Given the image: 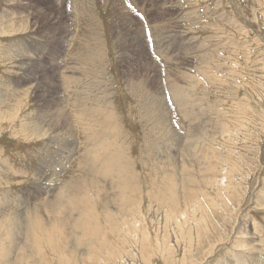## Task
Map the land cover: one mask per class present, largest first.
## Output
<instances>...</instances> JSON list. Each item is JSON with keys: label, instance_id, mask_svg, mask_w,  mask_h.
Returning a JSON list of instances; mask_svg holds the SVG:
<instances>
[{"label": "rangeland", "instance_id": "rangeland-1", "mask_svg": "<svg viewBox=\"0 0 264 264\" xmlns=\"http://www.w3.org/2000/svg\"><path fill=\"white\" fill-rule=\"evenodd\" d=\"M77 2L0 0V264H264V0ZM90 26L98 38L88 42L103 58L86 66L70 53ZM82 102L101 108L88 133L112 114L111 140L128 147V172L115 177L129 185L138 174L132 213L119 215L112 202L106 222L95 205L101 219L86 229L100 224L107 245L75 226L74 205L59 206L82 150L68 130ZM164 178L176 185L175 210L158 202ZM115 181L103 177L105 199L116 196Z\"/></svg>", "mask_w": 264, "mask_h": 264}, {"label": "bare ground", "instance_id": "bare-ground-1", "mask_svg": "<svg viewBox=\"0 0 264 264\" xmlns=\"http://www.w3.org/2000/svg\"><path fill=\"white\" fill-rule=\"evenodd\" d=\"M78 2H77V4H78V7H81V6H84L85 5V3H84V0H77ZM145 1V0H144ZM74 2V1H73ZM147 2H148V0H147ZM76 4V3H75ZM141 4V3H140ZM139 4V5H140ZM143 4V3H142ZM141 4V5H142ZM146 4V3H145ZM11 16V15H10ZM81 18V17H80ZM161 18V17H160ZM244 23V22H243ZM93 26V25H92ZM88 28H90V34H88V37H86V36H84V37H86L85 39H87V38H89L88 40H86V41H84V43L83 42H80L81 43V45H79V48L77 49V50H73L74 51V53H73V51H72V53H70V54H73V55H75V57H73V59H75V60H77V59H80V62H83V63H85L86 64V66H87V63H89V62H91V63H96V62H92V59L91 58H97V59H99L100 57L101 58H103L102 56H100V54H101V52H102V49H101V47L99 46V45H96V48H97V46H99L98 48L101 50V52H100V50H99V52H97L98 50H96V48L94 49L93 48V43L91 44V42H88L89 40H92L93 38H95V36H97V30L95 29V28H92L91 26L90 27H88ZM82 29V28H81ZM159 30V29H158ZM162 30V29H161ZM165 34V33H164ZM97 38H98V36L96 37V40H97ZM84 39V38H83ZM82 40V39H81ZM83 41V40H82ZM78 42V41H77ZM92 42H94L95 43V41H92ZM167 42V41H166ZM159 43V42H158ZM99 44V43H98ZM91 46V47H90ZM103 46H104V44H103ZM157 48V47H156ZM42 53V52H41ZM71 56V55H70ZM159 56V55H158ZM165 56V55H164ZM14 58V57H13ZM102 60V59H101ZM68 61V60H67ZM94 61V60H93ZM99 63L101 62L100 61V59H99V61H98ZM103 62V61H102ZM83 63H82V65H83ZM39 64V63H38ZM37 64V65H38ZM77 64V63H76ZM84 64V65H85ZM102 64L103 63H101L100 65L102 66ZM99 65V67H101ZM106 65V64H105ZM177 65V64H176ZM73 66V65H72ZM80 66V65H79ZM103 67V66H102ZM106 67V66H105ZM72 68H74L75 69V67L73 66ZM82 68V67H81ZM109 68V67H108ZM179 68V67H178ZM194 70H196V69H194ZM96 71V70H95ZM263 73V72H262ZM57 74V73H56ZM89 74V73H88ZM71 75V74H70ZM73 76V75H72ZM66 77V76H65ZM185 77V76H184ZM189 77V76H188ZM62 78V77H61ZM69 78H70V76H69ZM68 78V79H69ZM73 78V77H72ZM90 78V77H89ZM36 79H37V77H36ZM71 79V78H70ZM74 79V78H73ZM76 79V78H75ZM78 79V78H77ZM164 79H165V77H164ZM172 80V79H171ZM191 80V79H190ZM80 81V80H79ZM189 81V80H188ZM71 82H73V81H71ZM76 82V81H75ZM131 82V81H130ZM168 82V81H167ZM172 82V81H171ZM170 82V83H171ZM197 82V81H196ZM135 83V82H134ZM181 83V82H180ZM200 83V82H199ZM251 83V82H250ZM5 84V83H4ZM29 84V83H28ZM61 84V83H60ZM137 84H139L138 82H137ZM176 84V83H175ZM179 84V83H178ZM192 84V83H191ZM52 85V84H51ZM142 85V84H141ZM140 85V86H141ZM177 85V84H176ZM28 86V85H27ZM47 86V85H46ZM55 86V85H54ZM56 86H58V85H56ZM55 86V87H56ZM133 86H135V85H133ZM253 86V85H252ZM5 87V86H4ZM48 87H50V86H48ZM129 87V86H128ZM136 88H137V86H135ZM134 87V88H135ZM189 87V86H188ZM193 87V86H192ZM83 88V87H82ZM167 88V87H166ZM168 88L169 89H171L170 91H172L175 95H176V97H178V92L180 93V92H183V89H181V88H179V87H176V86H173L172 84H169V86H168ZM186 88V87H185ZM11 89V88H10ZM42 90H43V88H41ZM49 89V88H48ZM60 89V88H59ZM103 89V88H102ZM126 89V88H125ZM138 89V88H137ZM139 89H141V88H139ZM169 89H167V90H169ZM186 89H188V88H186ZM263 89V88H262ZM4 90V89H3ZM5 90H6V88H5ZM45 90V89H44ZM52 90V89H51ZM56 90V89H55ZM129 90V89H128ZM189 90V89H188ZM7 91V93H8V91L9 90H6ZM84 91V90H83ZM131 91V90H130ZM141 91V90H140ZM27 92V91H26ZM60 92V91H59ZM58 91L56 92V93H54L56 96H59V97H62V99H64V97H65V93H59ZM62 92H64L63 90H62ZM66 92V91H65ZM88 92H89V90H88ZM135 92V91H134ZM134 92H131V94H133ZM139 92V91H138ZM15 93V92H14ZM18 93V92H17ZM47 92H45V94H46ZM6 94V93H5ZM4 94V95H5ZM10 94H12V92L10 93ZM28 94V93H27ZM136 94V93H135ZM134 94V95H135ZM182 94V93H181ZM184 94V93H183ZM6 95H8V94H6ZM15 94H13V96H14ZM54 95V96H55ZM1 96V95H0ZM12 96V95H11ZM11 96H10V98H11ZM12 96V97H13ZM18 96V95H17ZM42 96V95H41ZM73 96H74V94H73ZM81 96H82V94H81ZM85 96V95H84ZM171 96V95H170ZM6 97V96H5ZM46 97V96H45ZM48 97V96H47ZM58 97V98H59ZM78 97V96H77ZM153 97V96H152ZM156 97V96H155ZM180 97V96H179ZM258 97V96H257ZM42 98H44V97H42ZM49 98V97H48ZM72 98H74L75 99V96L74 97H71V99ZM84 98H86V97H84ZM84 98L82 99V100H84ZM149 98V97H148ZM6 99V98H5ZM51 99H53V97L51 98ZM61 99V98H60ZM66 99V98H65ZM74 99H73V101H74ZM136 99V98H135ZM178 99V98H177ZM0 100H3L2 98L0 99ZM7 100V99H6ZM57 100H59V99H57ZM86 100V99H85ZM156 100H158L157 98H156ZM180 100V99H179ZM7 101H9V99L7 100ZM60 101V100H59ZM76 101V100H75ZM171 101V100H170ZM4 102V101H3ZM56 102V101H55ZM145 102L146 101H144V103L143 104H145ZM157 102V101H156ZM161 102V101H160ZM57 103V102H56ZM55 103V104H56ZM62 103V102H61ZM83 104L80 106V108H78V107H76L77 105H75V108H76V110H78V111H74L73 112V114H71L72 115V119H70V122L68 123V120H67V122L66 123H68L69 124V129L68 130H70V128H71V126H72V128L73 127H75V132H76V135H78L77 136V138H76V144H79L80 143V149L82 148V150H81V154H80V157L78 158V160H77V165L75 164V166H76V168H75V172L73 173V175H72V178H69V181H70V183H68L66 186L64 185H62V188L60 189V190H58V191H60V192H62V191H70V194H67L66 196H67V198H66V200L64 201V200H60V198H61V196H59V195H57V196H59V198H57V199H59L58 201H61V203L59 204V206L61 205V204H65V202L67 201L68 203H71L72 205H74L75 206V208L76 209H73V211L74 212H79V215L76 213V217H75V215H74V218H77L78 217V219H76V220H78L75 224V226H77V227H81V231L85 234V235H88V237L90 238V239H92L93 238V234L95 235V234H97L96 236H102V238L104 237V239H102V244H106L107 245V239H106V234L103 236L102 234H100V232L102 231V229L99 227V225L97 226H94L93 227V225H92V231H91V233H93L92 235L89 233V230L88 229H86L87 228V226H88V223L90 224V223H92V221H95V220H99V219H101V218H99L100 216H98V217H95V214H94V208H95V205L98 203V205L101 207L100 209H102V211H103V215H102V218L103 219H105L106 220V222L108 221V220H111L112 222L114 221V214H113V212H112V210H110L109 209V207L111 206L110 204L113 202L115 205H117V207H118V213H119V215H125V214H130V213H132V210H131V206L129 205H127V199H128V197L129 196H131L130 195V193H132L133 191L134 192H138L139 190H140V186L139 187H135V188H133L132 190H131V186L130 185H133L132 183H133V181L134 180H136V177L138 176V174H137V176L134 174V173H132V174H134L135 176H132V178H130L129 179V181H130V183H129V185L128 184H125L123 181H121L120 179H119V177L118 178H116L115 177V175H121L122 174V171H123V173L125 174V171H127V169H129V166L126 164V162L125 161H127L128 160V154H127V149H125V148H128V147H125V143L123 142V139L121 138V141H119L118 143L117 142H114L113 143V141L111 140V137L113 136V134H112V129H111V127H110V125L109 124H107V122H105V120H111V118H113V115L112 114H109V115H107V113L105 112V114H106V116H105V118L102 120V122L100 123V124H98V122L96 123L97 124V126H98V130H99V132L98 133H94V132H87V130L89 131V126L91 125V122L95 119V115L97 114V112L98 111H100L99 109H101L100 108V106L98 105V103H95V104H86V102H82ZM149 103V102H148ZM162 103V102H161ZM58 104H60V103H58ZM63 104V103H62ZM142 104V105H143ZM147 104V103H146ZM70 105V104H69ZM181 105V104H180ZM71 106H72V104H71ZM144 106V105H143ZM150 106V105H149ZM58 107V106H57ZM60 108H62L61 106H59ZM147 107V106H146ZM180 107V106H179ZM183 107V106H182ZM73 108H74V106H73ZM78 108V109H77ZM235 108V107H234ZM237 108V107H236ZM64 107L59 111V112H61L60 114H62V112H64ZM163 109V108H162ZM240 109V108H239ZM246 109V108H245ZM244 109V110H245ZM248 109V108H247ZM246 109V110H247ZM67 111H68V109H66ZM143 112H144V117L145 118H148V119H151L152 117H153V115H154V110H152L151 112H146V111H144L143 110ZM203 112V111H202ZM101 113L102 114H104V112H102V110H101ZM172 113H174V112H172ZM66 114V113H65ZM68 114V113H67ZM175 114V113H174ZM191 114V113H190ZM229 114V113H228ZM56 114H54V116H55ZM58 115H59V113L57 114V118H58ZM64 115V114H63ZM71 115L69 114L68 116H70L71 117ZM192 115V114H191ZM199 115H200V113H199ZM79 116H82V117H87V119L85 120V122L84 121H80V120H78L79 119ZM93 117V119H90L89 117ZM185 116V115H184ZM195 116V115H194ZM61 117V116H60ZM59 117V118H60ZM63 117V116H62ZM91 117V118H92ZM225 117H227V116H225ZM224 117V118H225ZM52 118V117H51ZM89 118V119H88ZM52 119H55V118H52ZM59 120V119H58ZM97 120V119H96ZM223 120V119H222ZM47 121H49V119L47 120ZM54 121V120H53ZM53 121H51V122H53ZM57 121V120H56ZM63 121H64V119H63ZM180 121V120H179ZM179 121H177V122H179ZM94 122H96V121H94ZM105 122V123H104ZM147 122V121H146ZM204 122V121H203ZM241 122V121H240ZM50 124V123H49ZM54 124V123H53ZM67 124V125H68ZM155 124H160V121H158V122H156ZM178 124V123H177ZM230 124H231V119H230ZM51 125V124H50ZM61 125V124H60ZM71 125V126H70ZM193 126V125H192ZM222 126H223V128H225V124H224V122H222ZM56 127V126H55ZM66 127H68V126H66ZM80 127L82 128V129H84L85 130V132H86V134H87V138H84V136H83V133L81 132V129H80ZM87 127V128H86ZM96 127V126H95ZM231 127V126H230ZM54 128V127H53ZM67 129V128H66ZM74 129V128H73ZM95 129V128H94ZM97 129V128H96ZM150 129H152V128H150ZM153 129H155L154 127H153ZM221 129V128H220ZM232 129V128H231ZM68 130H67V132H68ZM164 130V129H163ZM205 130V129H204ZM175 131V130H174ZM199 131V130H198ZM224 131V130H223ZM223 131H221V133H220V135H224L225 133V131L223 132ZM70 132V131H69ZM68 132V133H69ZM79 132V133H78ZM172 132V131H171ZM208 132V131H207ZM153 133H154V131H153ZM170 133V132H169ZM202 133V132H201ZM208 133H210V132H208ZM70 134V133H69ZM167 134V133H166ZM207 134V133H206ZM75 135V136H76ZM155 135V134H154ZM190 135V134H189ZM197 135H198V133H197ZM70 136V135H69ZM153 136V135H152ZM156 136V135H155ZM53 137V136H52ZM72 137H73V134H72ZM191 138V137H190ZM75 139V138H74ZM154 139V138H153ZM157 139H158V137H157ZM77 140H79V143H78V141ZM156 140V139H155ZM73 141V140H72ZM68 142V141H67ZM74 143V142H73ZM66 145V144H65ZM74 145V144H73ZM78 146V145H77ZM76 146V147H77ZM152 146V145H151ZM247 146V145H246ZM70 147V146H69ZM156 147V146H155ZM186 147V146H185ZM59 148V147H58ZM60 149V148H59ZM63 149V148H62ZM62 149H60L61 151H62ZM71 149V148H70ZM238 149V148H237ZM65 150H67V149H65ZM72 150V149H71ZM79 150V149H78ZM74 151V150H73ZM72 151V152H73ZM80 151V150H79ZM78 151V152H79ZM67 152H69V151H67ZM51 153V152H50ZM54 153V152H53ZM64 154H65V152H63ZM69 153H71V152H69ZM76 153V152H75ZM74 153V154H75ZM29 154V153H28ZM52 154V153H51ZM59 155V152L58 153H56V155ZM215 154H217V153H215ZM229 154V153H228ZM70 155V154H69ZM69 155H67V157H66V159L68 158V160L70 159V156ZM244 155H245V153H244ZM54 156V155H53ZM60 157H61V155H59ZM66 156V155H65ZM64 156V157H65ZM72 156V155H71ZM214 156V155H213ZM217 156V155H216ZM47 157H48V154H47ZM58 157V156H57ZM60 157H58L59 159H58V161L61 159ZM215 157V156H214ZM213 157V158H214ZM229 157V156H228ZM51 158V157H50ZM52 158H54V157H52ZM75 158H77V157H75ZM75 158L74 159H70L69 161H74L75 160ZM46 159V158H45ZM228 159V158H227ZM43 160V159H42ZM232 160V159H231ZM53 160H51V162H52ZM65 161V160H64ZM149 161V160H148ZM218 161V160H217ZM45 162V161H44ZM54 162H56L55 160H54ZM205 162V161H204ZM228 162H230V160H228ZM237 162V161H236ZM57 163V162H56ZM67 163H68V161H67ZM139 163V162H138ZM211 163V162H210ZM234 163V162H233ZM61 164V166H62V164H65L64 162L63 163H60ZM52 165V164H51ZM204 165H205V163H204ZM212 165V164H211ZM226 165V164H225ZM236 165V164H235ZM235 165H233V166H235ZM50 166V165H49ZM55 166V165H54ZM58 166H60L59 164H58ZM70 166V165H69ZM47 167V166H46ZM51 167V166H50ZM72 167V166H71ZM160 167V166H159ZM66 168H68L67 166H66ZM70 168V167H69ZM73 168V167H72ZM72 168H70V169H72ZM217 168V167H216ZM239 168V167H238ZM61 168H59L58 167V172H59V170H60ZM96 169H99L98 171L96 170ZM52 170V169H51ZM54 170V169H53ZM63 170V169H62ZM134 170V169H133ZM213 171H215V167H213V169H212ZM234 170V169H233ZM233 170H231L232 172H233ZM68 170L66 169V172H67ZM138 171V170H137ZM46 172V171H45ZM48 172V171H47ZM46 172V173H47ZM54 172V171H53ZM55 172H57V171H55ZM101 172V173H100ZM128 172V171H127ZM49 173H50V171H49ZM52 173V172H51ZM50 173V174H51ZM64 173H65V169H64ZM114 173V175H111V174H113ZM235 173V172H234ZM59 174H61L60 172H59ZM71 174V173H70ZM142 174V173H141ZM215 174V173H214ZM233 174V173H232ZM236 174V173H235ZM46 175V174H45ZM48 175V174H47ZM52 175H54V173L52 174ZM61 175H63V172H62V174ZM99 175V177H97ZM100 175H101V177H100ZM110 175V176H109ZM223 175V174H222ZM225 175V174H224ZM229 175V174H228ZM42 176V175H41ZM60 176V175H59ZM58 176V178L60 179V177ZM67 176V175H66ZM127 176V175H126ZM226 176V175H225ZM48 177H50V178H53L52 176H48ZM56 177V176H55ZM70 177V176H69ZM103 177H104V180L105 179H108V177L110 178V179H116V181L113 183V186L111 185V187H114V189H116L117 190V193H116V196L114 197H112V196H108L107 197V199H105L103 196H101L103 193L101 192L103 189H101V186L103 185V182H102V180H103ZM210 177V176H209ZM233 177V176H232ZM231 177V178H232ZM57 178V177H56ZM58 178H57V180H58ZM67 178V177H66ZM163 178V177H162ZM190 176L188 175V176H186V178L181 182V184L183 185V187L185 186V183H188L189 182V180H190ZM208 178V177H207ZM128 179V178H127ZM54 180V179H53ZM96 180V183L95 184H93V181H95ZM126 180V179H125ZM164 180H165V178H164ZM55 181H56V179H55ZM59 181V180H58ZM57 181V182H58ZM111 181H114V180H111ZM137 181H138V179H137ZM60 182H61V180H60ZM105 182V181H104ZM148 182V181H147ZM163 182H165V186L162 184L161 185V183H160V187H161V189H162V191H163V187H164V192L158 197V202L160 201L162 204H165V205H167L168 207H169V209L170 210H172V209H174L175 210V207L177 206V204H178V200H177V193H176V185L174 186V184H173V182H172V180H165V181H163ZM49 183H51L50 181H46V184H47V188L49 189V187L51 186V185H49ZM65 183V182H64ZM137 183V182H136ZM52 184H53V182H52ZM55 184H56V182H55ZM91 184H93L92 186H91ZM102 184V185H101ZM112 184V183H111ZM36 185V184H35ZM54 185V184H53ZM52 185V186H53ZM44 186V185H43ZM57 186V185H56ZM91 186V187H90ZM151 186V185H150ZM174 186V187H173ZM44 188V187H43ZM142 188H144V187H142ZM181 188V187H180ZM38 190V189H37ZM46 190V189H45ZM56 191H57V189H56ZM48 192V191H47ZM116 192V191H115ZM55 193V192H54ZM102 193V194H101ZM105 193V192H104ZM110 193V192H109ZM112 193H114V190H113V192ZM120 193V194H119ZM43 194V193H42ZM60 194V193H59ZM62 194V193H61ZM106 194V193H105ZM104 194V195H105ZM108 194V193H107ZM140 194H141V192H140ZM148 194V193H147ZM159 194V193H158ZM46 195V194H45ZM113 195V194H112ZM143 195V194H142ZM55 196V195H54ZM106 196V195H105ZM150 196V195H149ZM149 196H147V199H148V197ZM23 197V196H22ZM47 198V197H46ZM65 198V197H64ZM100 198H102L101 200H100ZM104 198V199H103ZM130 198V197H129ZM53 199V198H52ZM124 199V200H123ZM49 200V199H48ZM121 200H123V201H121ZM49 201H51V200H49ZM54 201V200H53ZM57 201V200H56ZM95 201H96V203H95ZM129 201H130V199H129ZM62 202H64V203H62ZM157 202V203H158ZM33 204V203H32ZM56 205V204H55ZM66 205V204H65ZM124 205H126V206H124ZM140 205V204H139ZM37 206V205H36ZM58 206V207H59ZM135 206V205H134ZM67 207V206H66ZM115 207V206H114ZM56 208V207H55ZM61 208H62V205H61ZM58 210H60L59 208H57ZM65 210H66V208H64ZM134 209V208H133ZM64 210V211H65ZM207 210V209H206ZM55 211V210H54ZM53 211V212H54ZM72 211V210H71ZM51 212V211H50ZM49 212V213H50ZM62 212V211H61ZM170 212V211H169ZM66 213V212H65ZM207 213V212H206ZM51 214V213H50ZM61 214V213H60ZM60 214H58L60 217H61V215ZM72 214V213H71ZM117 214V213H116ZM48 216V215H47ZM51 216V215H50ZM52 216H54V214L52 215ZM51 216V217H52ZM172 216V215H171ZM34 218V217H33ZM54 218V217H53ZM57 218V217H56ZM59 218V217H58ZM74 218H73V220H74ZM86 219L87 221H83V224L81 223V224H79V222H80V220H82V219ZM48 219V218H47ZM55 219V218H54ZM209 219V218H208ZM33 220H36V219H33ZM62 220V219H61ZM60 220V221H61ZM67 220V219H66ZM75 220V221H76ZM170 220V219H169ZM51 221H52V219H51ZM56 221V220H55ZM205 221V220H204ZM73 222V221H72ZM99 222V221H98ZM116 222V221H115ZM54 223V222H53ZM70 223V222H69ZM172 223V222H171ZM35 224L36 225H38V222L36 221L35 222ZM55 224V223H54ZM85 224V225H84ZM56 226H57V224H55ZM59 225V224H58ZM67 225H68V223H67ZM174 225V224H173ZM117 226V225H116ZM107 227V226H106ZM106 227H105V229H106ZM109 227V226H108ZM163 227V226H162ZM75 228V227H74ZM113 228V227H112ZM111 228V229H112ZM58 229H59V227H58ZM76 229V228H75ZM108 229V228H107ZM110 229V230H111ZM117 229V228H116ZM118 229H119V227H118ZM104 230V229H103ZM109 230V229H108ZM114 230V229H113ZM120 230V229H119ZM147 230V229H146ZM162 230V229H161ZM25 231V230H24ZM245 231V230H244ZM108 232V231H107ZM117 232V231H116ZM241 232V231H240ZM89 233V234H88ZM103 233H104V231H103ZM240 235H239V237H238V240H240V241H244L245 240V238H244V236L247 234V232L245 231V232H242V233H239ZM124 238V237H123ZM112 243V242H111ZM113 245V244H112ZM109 246V245H108ZM91 248V247H90ZM131 248V247H130ZM241 248V247H240ZM243 249V248H242ZM255 249V246L254 247H252V249L251 250H254ZM105 250V249H104ZM108 250V249H107ZM240 250V249H239ZM244 250V249H243ZM100 257V256H99ZM248 258V257H247ZM122 261V260H121ZM232 261V260H231ZM249 263V262H248ZM83 264V263H82ZM110 264V263H109Z\"/></svg>", "mask_w": 264, "mask_h": 264}]
</instances>
